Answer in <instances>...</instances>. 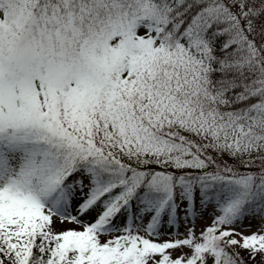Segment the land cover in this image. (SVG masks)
I'll return each instance as SVG.
<instances>
[{"label":"snow or ice","instance_id":"6c2138e0","mask_svg":"<svg viewBox=\"0 0 264 264\" xmlns=\"http://www.w3.org/2000/svg\"><path fill=\"white\" fill-rule=\"evenodd\" d=\"M0 264H264V0H0Z\"/></svg>","mask_w":264,"mask_h":264}]
</instances>
